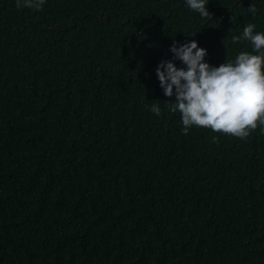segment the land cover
I'll return each mask as SVG.
<instances>
[{
    "label": "trees",
    "instance_id": "trees-1",
    "mask_svg": "<svg viewBox=\"0 0 264 264\" xmlns=\"http://www.w3.org/2000/svg\"><path fill=\"white\" fill-rule=\"evenodd\" d=\"M16 3L0 0V264H264L259 122L184 135L156 75L174 42L215 67L252 52L232 38L264 32V0H208L210 20L186 0Z\"/></svg>",
    "mask_w": 264,
    "mask_h": 264
},
{
    "label": "clouds",
    "instance_id": "clouds-1",
    "mask_svg": "<svg viewBox=\"0 0 264 264\" xmlns=\"http://www.w3.org/2000/svg\"><path fill=\"white\" fill-rule=\"evenodd\" d=\"M45 2L17 0L16 6L39 11ZM207 5L208 0H186L185 6L210 20ZM247 11L255 16L257 8L252 4ZM255 29V24L248 23L239 36L232 38L233 43L250 41L252 52L241 51L234 60H226L219 67L205 62L207 50L195 40L182 45L174 42L170 48L173 60L157 66L156 75L164 95H175V102H168V111L181 114L184 135L192 126H198L246 139L257 129L258 122L264 132V32ZM175 60L184 67L178 68ZM159 103H151L150 111L156 116L161 115ZM213 142H218L215 136Z\"/></svg>",
    "mask_w": 264,
    "mask_h": 264
}]
</instances>
